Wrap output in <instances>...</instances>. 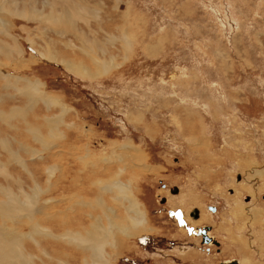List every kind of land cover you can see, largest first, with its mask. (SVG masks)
Wrapping results in <instances>:
<instances>
[{"label":"rangeland","instance_id":"1","mask_svg":"<svg viewBox=\"0 0 264 264\" xmlns=\"http://www.w3.org/2000/svg\"><path fill=\"white\" fill-rule=\"evenodd\" d=\"M13 44L0 264H210L190 226L213 227L217 261L264 264V204L243 201L264 195V0H0ZM94 227L108 229L95 249L66 240Z\"/></svg>","mask_w":264,"mask_h":264},{"label":"bare ground","instance_id":"2","mask_svg":"<svg viewBox=\"0 0 264 264\" xmlns=\"http://www.w3.org/2000/svg\"><path fill=\"white\" fill-rule=\"evenodd\" d=\"M75 4L74 3H72L71 4V6H74ZM76 6V5H75ZM115 7V6H114ZM79 8H81L80 6H79ZM83 8V7H82ZM85 8L86 7H84L83 9L85 10ZM89 9V8H88ZM83 10V11H84ZM87 10V9H86ZM85 10V12H87ZM93 10V9H92ZM74 13L75 12H77V10L76 11H74V10H72ZM72 11L70 10V12L72 13ZM82 11V12H83ZM94 11V10H93ZM93 11L91 12L90 11V14L91 13H93ZM64 13H68V14H70L69 13V10H60V11H55V16L49 21L50 22V24H52V25H54V26H56V25H60L61 23H63V22H65V21H68L70 18H67L66 17V15L64 14ZM78 13V12H77ZM77 13H75L76 15H77ZM88 13V12H87ZM74 14V15H75ZM79 14V13H78ZM84 15H85V13H84ZM84 15H82V13H80V16L79 15H77V17L79 16V17H81V16H84ZM70 16H71V14H70ZM93 16V15H92ZM86 17V16H85ZM90 17V16H89ZM82 18H84V17H82ZM14 47H17L15 44H13L12 45V48L11 47H9V48H7V47H5L4 48V46L2 47L1 45H0V54H3L4 56H5V54H4V52H8L9 50H10V52H12L13 51V48ZM6 49V50H5ZM49 49V48H48ZM42 56L43 57H45L47 60H52V57H51V54L47 51H45V53H43L42 54ZM33 87V90L34 91H36V88H35V86L33 85L32 86ZM15 88L17 89V87H16V85H15ZM41 91H37V92H33L31 95H30V101L32 100V101H34V100H39L40 99V96H44V94H42V93H40ZM45 99V98H44ZM32 108H30V110H31ZM7 119H10V116H7L6 115V117H4L3 116V114L2 113H0V120H2V121H5V120H7ZM57 137V136H56ZM55 139V138H54ZM50 142V141H49ZM52 143V142H51ZM9 144V142L4 138V139H0V146L1 147H3V146H6V145H8ZM250 160V159H249ZM110 187H116L115 185H111ZM164 202V201H163ZM163 202H161V203H163ZM36 203V200H35V202H33V203H27V207L28 208H30V207H32L34 204ZM257 206V205H256ZM255 207V206H254ZM253 209V208H252ZM250 211H252L251 209H249ZM255 210V209H254ZM11 210H9V212H10ZM0 212H2V213H4V212H6V214H8L7 213V211H5V210H3L1 207H0ZM131 212H133V211H131ZM192 211H190L189 213H188V216H183V220L186 222V224L187 223H189L188 222V220H187V217L188 218H190L189 216H190V213H191ZM136 216L135 217H131L130 218V220L132 221V223L133 224H138V223H140L141 221H143V219H142V217H141V215H140V213L139 212H133ZM255 213L257 214V210L256 211H253V212H250V215L251 216H249L250 218L252 217V216H254L255 215ZM209 214V213H208ZM140 215V216H139ZM211 215V214H210ZM186 219V220H185ZM191 219V218H190ZM194 219V218H193ZM201 219H202V217H201V213H199V218L196 220V221H193V222H197V224L199 223V220L201 221ZM190 224V223H189ZM192 226H195V225H193V224H191ZM108 226H109V228H110V230H112V229H115L116 227V223L114 222V221H112L111 219L109 220V224H108ZM191 227V226H190ZM196 228L197 227H194V231H192V233L194 234L195 233V230H196ZM186 229V228H185ZM1 231V230H0ZM186 231V230H185ZM107 232H108V229H101L100 227H94L90 232H88V233H85L83 236H81V235H74L73 234V237H72V234H71V232H68V233H70L69 235H66L67 236V238H66V240L68 241V242H75V243H77V244H84V245H86V246H89V247H91V249L90 250H92V248H96L97 246H99V245H101V243L102 242H104L105 241V239H106V234H107ZM2 233H0V242H5V241H3V238H2ZM54 237V236H53ZM55 240L56 241H58V238H55ZM217 243V242H216ZM238 250V249H237ZM245 253V252H244ZM247 253V252H246ZM247 259V258H246ZM90 261H92L90 264H107V260L105 259V257H104V254L103 253H100V254H94V256L93 257H91V259H89ZM239 262V261H238ZM230 263V262H229ZM238 264H242V262H239Z\"/></svg>","mask_w":264,"mask_h":264},{"label":"flooded vegetation","instance_id":"3","mask_svg":"<svg viewBox=\"0 0 264 264\" xmlns=\"http://www.w3.org/2000/svg\"><path fill=\"white\" fill-rule=\"evenodd\" d=\"M236 177H237L236 182L238 183L240 177H239V175H237ZM162 187L165 188V186H162ZM173 191H176V190L175 189H173L172 191L170 190V192H173ZM231 193H232V191L231 192L229 191V194H231ZM252 194L253 195H246L244 197L243 201L246 204L249 205L251 203L252 199H255V200L257 199L258 201H261L264 204V195H260V197H258L256 195V197H255V193L253 192ZM258 201L257 202L253 201V202L256 203V205H258ZM206 208H207V211H209L208 213L211 214V216L215 217L218 214L217 208L215 206L210 205V206H207ZM198 212H199L198 210H194V212L190 213V217H192L194 219H198L199 218ZM245 212H248V208L245 209ZM219 223H221V222H219ZM192 231H193V228L188 227L186 229V234L190 237L192 235ZM225 233L228 234V230ZM193 235L196 236L195 240H197V254L200 255L201 257L208 258L210 264H238L239 260L236 257H233L229 260L224 259L225 261L224 260H220V261L218 260L217 261V258L219 257V254L221 253V244L218 242V240L216 239V237L213 234V227H211V226H197L195 233ZM203 235L205 236V239L207 240V242H204ZM213 236H214V238H213ZM247 236H248V239L247 238H245V239L249 242L250 236L249 235H247ZM166 242H167V246L172 249L174 242H172V241H166ZM190 246H192V244H190ZM262 247L263 248L261 250H262V254H263V258H264V244L262 245ZM197 258H199V257L197 256ZM249 260L250 261L248 264H250L252 262L250 257H249ZM239 262H241V261H239Z\"/></svg>","mask_w":264,"mask_h":264},{"label":"water","instance_id":"4","mask_svg":"<svg viewBox=\"0 0 264 264\" xmlns=\"http://www.w3.org/2000/svg\"><path fill=\"white\" fill-rule=\"evenodd\" d=\"M175 190H177L176 188H174ZM172 194H177V191H173V192H171ZM161 200V202H163L164 200L163 199H160ZM192 212H194V211H192ZM203 240H204V242H207V240L205 239V236L203 235Z\"/></svg>","mask_w":264,"mask_h":264},{"label":"crops","instance_id":"5","mask_svg":"<svg viewBox=\"0 0 264 264\" xmlns=\"http://www.w3.org/2000/svg\"><path fill=\"white\" fill-rule=\"evenodd\" d=\"M199 261V259L197 258V262ZM198 264V263H197Z\"/></svg>","mask_w":264,"mask_h":264}]
</instances>
